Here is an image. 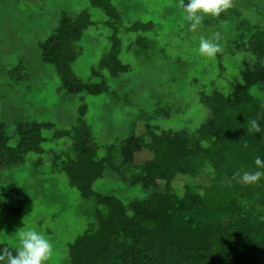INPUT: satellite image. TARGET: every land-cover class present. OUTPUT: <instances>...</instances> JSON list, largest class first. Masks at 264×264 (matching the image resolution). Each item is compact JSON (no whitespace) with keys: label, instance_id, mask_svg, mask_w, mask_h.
Returning <instances> with one entry per match:
<instances>
[{"label":"rangeland","instance_id":"obj_1","mask_svg":"<svg viewBox=\"0 0 264 264\" xmlns=\"http://www.w3.org/2000/svg\"><path fill=\"white\" fill-rule=\"evenodd\" d=\"M111 3L118 23L89 0H0V121L8 145L16 146L19 123L52 125L41 132L40 153H28L22 163L0 170V242L16 250L18 230L35 229L53 244L48 264H70L68 246L95 223L96 209L93 200L83 199L68 185L61 162L71 156V140L56 138L55 132L84 123L97 159L112 150L111 162L92 188L128 206L150 192L132 185L134 170L120 165L121 142L143 134L147 124L157 135L169 130L195 133L209 116L201 97L229 95L241 84L246 68L258 63L243 44L255 28L264 29V0H232L230 9L219 17H205L195 32L182 20L180 0ZM81 12L88 13L90 25L74 44L71 71L83 83L104 80L107 89L99 94L63 88L55 67L41 59L40 45L60 18ZM134 24L151 26L131 31ZM115 31L119 60L127 72L112 77L100 69V61L110 51ZM216 34L221 51L215 58L202 57L197 51L200 38ZM81 106L86 109L83 116ZM150 157L142 149L134 154V164ZM210 179L208 170L195 178L177 176L172 187H207Z\"/></svg>","mask_w":264,"mask_h":264},{"label":"trees","instance_id":"obj_2","mask_svg":"<svg viewBox=\"0 0 264 264\" xmlns=\"http://www.w3.org/2000/svg\"><path fill=\"white\" fill-rule=\"evenodd\" d=\"M111 1L89 0L118 23L120 16ZM89 25L87 12L63 15L40 45L41 59L55 67L63 88L99 94L107 89L104 80L83 83L71 71L74 44ZM150 26L134 24L130 30ZM115 33L110 51L100 61V69L112 77L127 72L119 60ZM243 46L258 63L246 68L241 84L229 95L215 92L201 97L209 116L195 133L169 130L157 135L147 124L143 134L121 142L120 165L134 170L131 183L150 192L145 199L125 206L117 197L93 190V182L112 160V150L108 157L97 159L86 124L55 132L56 138L71 140V156L61 162L68 185L96 206L95 223L68 246L70 264H264V180L248 185L236 176L256 170L258 156L264 159V131L255 134L247 126L248 120L259 117L264 129V29L255 28ZM93 74L101 77L100 71ZM85 110L80 107L81 116ZM46 128L52 125L17 124L18 141L11 147L0 121V170L22 163L28 153H40ZM142 149L151 157L135 165L134 154ZM206 170L211 174L209 186L172 187L177 176L195 178ZM3 247L15 254L0 242Z\"/></svg>","mask_w":264,"mask_h":264},{"label":"clouds","instance_id":"obj_3","mask_svg":"<svg viewBox=\"0 0 264 264\" xmlns=\"http://www.w3.org/2000/svg\"><path fill=\"white\" fill-rule=\"evenodd\" d=\"M183 11L182 20L189 25L193 32L202 25L205 17H219L230 9L232 0H180ZM220 36L216 34L212 39L201 37L199 40L198 53L202 57L215 58L221 51L219 44ZM249 132L261 133L264 131L260 124V118H253L247 121ZM256 170L245 171L242 174L236 173L240 182L254 185L264 180V159H255ZM16 236L19 239V247L15 254L8 247L0 248V264H48L53 257L54 247L47 236L35 229L18 230Z\"/></svg>","mask_w":264,"mask_h":264}]
</instances>
